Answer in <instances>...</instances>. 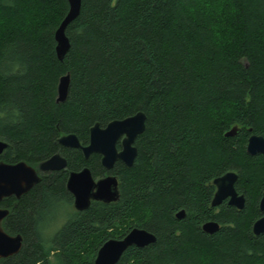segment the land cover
<instances>
[{"label":"trees","instance_id":"trees-1","mask_svg":"<svg viewBox=\"0 0 264 264\" xmlns=\"http://www.w3.org/2000/svg\"><path fill=\"white\" fill-rule=\"evenodd\" d=\"M68 10L67 0H0V160L67 159L0 204L10 209L4 230L23 237L0 264H93L105 241L134 227L156 240L116 264H264V234L252 231L263 214L264 154L246 151L251 134L264 137V0H81L61 61L55 31ZM139 111L145 130L131 166L106 170L100 154L87 159L58 141L74 133L86 145L95 123ZM233 125L238 133L225 136ZM84 166L95 178L117 175L119 199L76 210L66 181ZM227 171L238 174L243 209L211 206L213 180ZM208 220L220 225L212 234Z\"/></svg>","mask_w":264,"mask_h":264},{"label":"water","instance_id":"water-1","mask_svg":"<svg viewBox=\"0 0 264 264\" xmlns=\"http://www.w3.org/2000/svg\"><path fill=\"white\" fill-rule=\"evenodd\" d=\"M69 10L55 31L56 54L59 60H63L70 48V41L66 35L68 24L75 19L81 9V0H67ZM70 75L60 77L58 84V102H64L68 95ZM146 114L139 111L134 115L123 119L110 121L106 126L95 123L90 128V139L86 145L81 144L77 135L69 133L59 138V143L65 147H74L82 150L84 157L89 158L93 153L101 155V165L106 170H111L118 160L127 166H131L135 160L138 149L135 140L145 130ZM240 127L233 125L225 136H234ZM120 142L121 147H118ZM8 147V143L0 140V154ZM246 151L250 155L264 154V137L253 133L249 136ZM67 166V160L60 153H56L39 164L35 169L25 161L8 163L0 161V201L5 197L15 195L20 198L28 192L41 177L38 170L49 172L63 169ZM238 174L235 171L216 177L213 183L216 187L211 206L217 207L226 201L238 209L245 207L246 198L243 193L236 189ZM67 190L74 197V207L78 211L86 210L92 201L110 203L119 199V180L115 174L95 178L91 169L84 166L80 170L69 172L66 182ZM259 209L263 213L252 225L255 235L264 234V191L259 201ZM9 214V210L0 208V259L7 258L18 253L23 244L21 234H9L2 226V221ZM185 215L184 210L177 213L178 218ZM220 225L214 220H208L202 225V229L212 234L219 229ZM156 236L141 227L132 228L122 238H111L105 241L99 248L93 264H116L124 252L131 246L145 247L155 242Z\"/></svg>","mask_w":264,"mask_h":264},{"label":"flooded vegetation","instance_id":"flooded-vegetation-1","mask_svg":"<svg viewBox=\"0 0 264 264\" xmlns=\"http://www.w3.org/2000/svg\"><path fill=\"white\" fill-rule=\"evenodd\" d=\"M64 135H65V134H64ZM119 143H120V142H119ZM120 147H121V146H120ZM80 150H81V149H80ZM5 151H6V149L4 150V152H5ZM81 151H82V150H81ZM4 152H3V153H4ZM3 153H2V154H3ZM2 154H0V155H2ZM61 155H62V154H61ZM62 156H63V155H62ZM47 159H48V158H47ZM45 160H46V159H45ZM66 160H67V159H66ZM0 161H4V160L2 159V160H0ZM43 161H44V160H43ZM4 162H6V161H4ZM41 162H42V161H41ZM41 162H40V163H41ZM8 163H9V162H8ZM40 163H38L36 166H33V165H31V166L34 167L35 169H38ZM27 164H28V163H27ZM29 165H30V164H29ZM66 167H67V166H66ZM66 167H65V168H66ZM82 168H83V167H82ZM79 170H80V169H79ZM55 171H56V170H55ZM70 171H73V170H70ZM70 171H69V172H70ZM50 172H52V171H49V172H42V171L38 170V175L41 177V180H42L43 176L49 174ZM69 172H68V176H69ZM67 179H68V177H67ZM41 180H40V181H41ZM40 181H39V182H40ZM66 182H67V181H66ZM26 193H27V192H26ZM23 195H24V194H23ZM71 195H72V194H71ZM8 198H15L16 200L19 199V198H16L15 195H12V196L5 197L4 199H2V200L0 201V204H1L5 199H8ZM20 198H21V197H20ZM15 205H16V202H15ZM73 206H74V197H73ZM0 208L8 209V210H9V213H10V209H9V208H7V207H5V206H1V205H0ZM74 208H75V207H74ZM75 209H76V208H75ZM76 210H77V209H76ZM8 215H9V214H8ZM8 215H7V216H8ZM5 218H6V217H5ZM3 221H4V220H3ZM3 221H2V224H3ZM2 226H3V225H2Z\"/></svg>","mask_w":264,"mask_h":264},{"label":"rangeland","instance_id":"rangeland-1","mask_svg":"<svg viewBox=\"0 0 264 264\" xmlns=\"http://www.w3.org/2000/svg\"><path fill=\"white\" fill-rule=\"evenodd\" d=\"M203 2H208V3H211V4H213L214 6L216 5V6H219L220 5V3H221V0H202ZM60 220L61 219H59V221L57 222V224L55 223V226H57L58 225V223L60 222ZM60 224V223H59ZM54 228H52L51 230H53Z\"/></svg>","mask_w":264,"mask_h":264}]
</instances>
